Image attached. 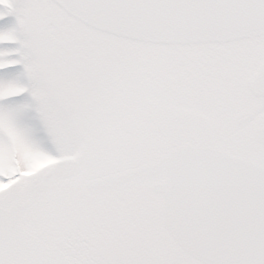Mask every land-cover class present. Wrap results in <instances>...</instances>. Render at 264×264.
Masks as SVG:
<instances>
[{"label":"snow or ice","instance_id":"snow-or-ice-1","mask_svg":"<svg viewBox=\"0 0 264 264\" xmlns=\"http://www.w3.org/2000/svg\"><path fill=\"white\" fill-rule=\"evenodd\" d=\"M0 264H264V0H0Z\"/></svg>","mask_w":264,"mask_h":264}]
</instances>
